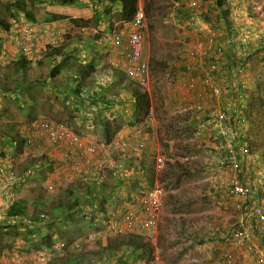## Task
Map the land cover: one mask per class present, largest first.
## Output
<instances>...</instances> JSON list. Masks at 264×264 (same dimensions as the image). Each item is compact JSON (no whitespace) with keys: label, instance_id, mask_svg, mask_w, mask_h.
Instances as JSON below:
<instances>
[{"label":"rangeland","instance_id":"1","mask_svg":"<svg viewBox=\"0 0 264 264\" xmlns=\"http://www.w3.org/2000/svg\"><path fill=\"white\" fill-rule=\"evenodd\" d=\"M175 1L147 0V5L142 6L145 12L143 46L144 52L149 57L151 75V81L146 88L151 94L154 118L151 125L148 126L146 149L136 153L133 158L136 160L140 157L145 158L150 166L155 167L154 183L150 184L147 180V174L152 173V169H149L148 173H142L135 171V168V170L133 169L134 173H130L126 170L128 165H124L119 172H117L119 167L113 172L112 169L115 168L112 161H115L109 160L107 155L114 152L110 157H118L121 150L107 151L104 156H102L103 154L99 156L94 163H77V159L71 157L69 160L64 159L63 155L67 152L61 148V145H49L36 141L37 143L33 147L21 152L20 156H17L18 158L13 161V165L19 172L38 164L43 165L24 183V186H20L15 191L14 200L20 199L25 202L27 217L30 219L40 214L41 210L51 218L53 209L60 204L66 206L72 201L74 203L84 202L89 186L91 189L97 190L102 181H105L106 184H114L117 182L115 174L125 177V181L120 182L122 185H116L115 189L111 190L109 187L105 191L99 192L98 197L103 199V204L95 202L91 205V202L86 201L81 205L86 212L93 213L98 219L95 226L84 219L82 208L80 212L71 213L66 218L56 220L52 224H39L35 227L18 222L0 226L1 255L11 256L13 252L17 255L24 253L18 256L23 260H31L34 262L32 264H41L45 261L41 251L36 254L31 252L30 248L48 240L51 241V246L80 241L79 247L68 249L71 256H79L89 249H96L106 243L109 235L104 232V237L98 241H88L87 235L92 231L103 229L105 231L104 221L107 220L106 216L109 213L121 215L134 201L142 197L148 187L160 184L164 187L165 194L158 227L155 229L156 231L142 233L145 240L152 241L154 254L159 255L160 264H257V254L251 251L249 246L264 250V243L255 228L257 224L254 222V218L257 216V210L253 209L254 199L251 195L240 197L230 195L225 190L215 189L216 179H219L220 176L225 182V185L221 184L224 187L239 177L236 175L237 171L226 172L219 163H211L213 167L208 165L214 160V156H217L209 146L214 141L212 136L218 138L219 133L211 134L212 129L209 130L206 127L209 126L208 124L199 128L190 124L178 125V121L187 118V113H189L185 110L181 111L184 106H180V103L185 99L182 97L190 96L191 91L189 93L186 88H179L174 81L176 79L174 75L179 73L177 71L179 66L188 60V52L192 43L200 37L199 33L196 34L186 26V18L190 19L188 15L191 12L185 8V0L178 1V4H175ZM213 2L215 0L201 2L198 12L205 19L203 22L206 24L200 25L202 27L199 29L201 33H206L209 27L222 28L225 26V29L233 32L234 29L242 27L249 33L251 40L248 50L242 58H235L233 66H239L237 68L241 69L238 71L240 77H242L241 75L245 76L242 78L246 84H249V87L251 86L249 91L253 93L258 82L264 84V44L258 41L257 35H255V31L264 29V16L262 18L253 16L255 21L249 22L247 20L249 11L244 5L239 15L240 23L236 27L229 21L227 23L221 21L222 18L218 17L215 12L216 3L214 5ZM4 3L3 0H0V18L5 20L9 26L3 37H9L11 33L9 29L20 28L21 18L22 22H28L25 21V16L21 12L16 13V17H10V11L7 4L4 5ZM28 4V10L35 18V24L30 25L31 21L28 23L33 30V36H30L29 40L34 41V45L40 43L35 55V57H39V61L32 63L30 72L29 66L20 71L14 65L13 58L1 68L0 94H5L0 96V136L15 137L18 135L21 138L28 128L29 131L33 128L32 133H35L37 123L40 120H47L63 123L73 133L93 138L96 141L95 144L101 145L105 122L101 118L103 114L101 108L98 111L94 108L88 109L85 115H82L83 104L77 103L74 97L78 98V96L71 93L68 78L79 74L81 65L76 63L79 59L74 58L75 63L72 64V68L70 66L72 72L67 73L65 69L67 64L63 65L62 79L53 81L48 77V73L52 66L50 58L55 55L56 49L42 50L44 43L41 42H48L53 33H60L63 39L62 44L73 43L83 48L87 55H98L97 58H101L103 62V70H107L108 74L111 65L107 58L115 53L111 50L112 42L110 38L106 37L109 32L107 33L105 29H108V26H111L117 19L113 14H104L103 7L98 10L96 5L89 3L77 6L76 4L62 5L57 0H34L33 3ZM115 4H119V2ZM82 9L86 13L89 12L88 17H76ZM243 12L245 15H242ZM51 14L62 15L65 19L46 22L45 19H48ZM97 17L98 21L96 22ZM67 18L76 19L77 22L72 24ZM104 19L107 20L104 21ZM218 19H221V24H217ZM103 21L106 22L105 25ZM194 21L196 24V19ZM96 26L104 27V29L100 28V31H97ZM93 28L97 32L94 33ZM205 35L203 34L201 38H206ZM1 43H5L4 38L0 39ZM93 43H98L97 48H94ZM58 49L60 53L66 54L65 46ZM234 51L238 52V49ZM45 53L47 57L43 56ZM228 53L229 57L233 58L231 52L228 51ZM111 59L113 60V58ZM206 59L205 56L202 58L203 64ZM223 67L224 70H227L224 64ZM196 69L198 70V68ZM118 76L119 74L114 78L109 76L108 80L105 79L100 84H96L95 79L92 78L86 80L85 85L91 90L96 89V92L100 87V99L106 98L107 94L119 97L122 89L118 84L122 85L123 83L119 81ZM181 79L182 77L179 80L181 81ZM105 85L109 87L105 88ZM102 88L104 89L101 90ZM130 98L132 99L131 93ZM20 99L22 105H20ZM207 99L212 101L216 97ZM173 106L177 108L174 113H172ZM130 108L129 116H132L134 108L132 100ZM88 118H94V125L89 124ZM113 122L115 128L121 122L127 124L125 127L121 126L120 129L116 128L117 131H115L113 139H125L130 142L134 140V138L131 139L132 134L136 135V126L145 124L144 120L139 124L132 125L126 120L123 121L122 118H116ZM127 129L129 131H126ZM261 139L264 140V129ZM263 150L264 144L257 151L258 154ZM254 153L256 151L251 155ZM159 155L164 156L162 167H158L157 157ZM249 157L250 155H247L246 158ZM14 158L10 157L7 161ZM225 176L227 178L224 179ZM49 185L54 186L55 189L48 190ZM210 185L214 190L210 191ZM69 190L73 191L72 195L68 194ZM33 201L42 203V205L38 203L36 205V203H32ZM132 209L139 210L136 205ZM83 223H86L85 229H82ZM241 223L252 232L251 242L242 241L237 246L228 249L224 235L225 229H231ZM42 240L45 241L42 242ZM54 257L56 258V256ZM226 258L230 259V262L225 261ZM54 262L61 264L62 261L59 262L56 259Z\"/></svg>","mask_w":264,"mask_h":264},{"label":"built area","instance_id":"2","mask_svg":"<svg viewBox=\"0 0 264 264\" xmlns=\"http://www.w3.org/2000/svg\"><path fill=\"white\" fill-rule=\"evenodd\" d=\"M197 0H190L187 4L188 8L196 9L198 8ZM248 8L249 13H247V20L249 22L255 21L253 16H258L262 18L264 16V0H242L238 2L237 0L228 1V12L231 21L234 24L240 23L239 15L243 6ZM194 18L190 16L189 26L195 27ZM145 12L144 9L138 5V8L129 22L116 21L112 23L111 30L107 35V38L111 39L112 50L115 51L118 56L117 60H110L111 69H121L125 72L127 77L137 84L145 87L149 85L151 81L150 75V64L149 60L146 58L143 46V28H144ZM20 28L10 30L11 33L9 37H3L6 31H0V39L4 38L5 43H1L0 46V70L7 64V62L13 58L17 60L18 56L25 58L26 60H31L36 62L39 57H35L36 53L31 50L34 47L33 41L29 40L30 36H33L32 26L28 23L22 22L20 19ZM219 27H209L205 37L197 38L189 48L188 59L191 62L186 64L188 72L193 74L195 71V65L198 64L200 58L207 57V65L204 68V73L202 77L203 85L211 92L212 96L220 97L224 92V87L219 83L218 77L224 73L223 61L224 54L223 51L227 44H231L232 47L235 44H239L243 47H248L250 43L249 33L246 32L242 27H239L236 33H233L229 38V42L220 39ZM258 41H264V29H260L257 33ZM61 34L53 33L49 38V43L57 47L60 44ZM3 42V41H2ZM236 49L238 46H234ZM3 49V50H1ZM14 53V54H13ZM239 54L242 57V52ZM239 70H235L232 74V82L234 85H240L238 99L247 103L250 100V92L248 88L241 85ZM112 72V71H110ZM238 88V89H239ZM1 91V90H0ZM1 93L0 96H3ZM244 105V104H243ZM196 110H202L203 105L198 103L193 105ZM186 108V107H185ZM188 109V108H186ZM228 117L227 109H220L218 113V121L222 125L225 123ZM153 109L150 111L148 117L145 120L144 126L136 127V133L139 138L134 140L133 143L126 140L113 139L109 143H104L101 145L86 142L81 135L78 133H73L67 128L63 123L51 122L47 120H40L35 129V133H32V129L26 130L24 136H21L23 141L19 145L18 137L0 136V226L10 223H18L20 220L9 219L7 216L8 207L15 202V191L26 183L30 177L35 174L38 170L37 165L29 169L19 172L17 167L13 165V161L20 156L21 152L29 150L37 142L47 143L49 145H61L67 153H65L64 159L69 160V158L77 159V163H94L98 160L99 156L107 151H123L130 150L133 153H139L144 150L148 141L147 128L153 122ZM89 123L94 125L93 118H89ZM240 127H248L250 124L245 118H241L239 124ZM238 126V127H239ZM37 141V142H36ZM234 140V135H230L228 138L224 137L221 143V148H223L226 154L222 155L220 164L226 167V172L237 171L240 166L239 160L237 158V145ZM22 149V151H20ZM18 156V157H17ZM15 157L14 159L8 158ZM158 167H162L164 162V156L159 155L158 157ZM253 186V185H252ZM248 186L242 183L239 179L232 180V182L227 184V189L230 195L247 197L253 193H256L258 185L254 184ZM48 190L55 189L54 186L49 185ZM165 194L164 187L160 184H155L148 187L141 198L134 201L128 208H126L121 215L118 213L111 212L109 218L104 221L105 231L97 230L92 231L86 237L88 241H98L101 240L104 232L108 235H121L128 232H134L141 234L143 232L156 231L161 209L163 206V197ZM137 206L138 211L132 209L133 206ZM259 221L258 235L264 239V206L259 210ZM252 232L247 230L244 224H238L231 229L225 230L226 243L230 246H237L239 242H251ZM80 241L73 242L68 249H76L79 247ZM65 244L54 245L49 249V254L52 256H62L65 253ZM250 250L257 254V264H264V250H259L257 247L250 245ZM19 253V252H18ZM36 253V252H34ZM20 255L24 253H19ZM18 254V255H19ZM38 254V253H36ZM42 258H44V252H41ZM17 253L7 256L3 254L0 256V264H32L29 260H23ZM40 258V257H39ZM41 258V260H42ZM227 262L230 259L226 258ZM160 257L157 254L153 255V258L148 262H142L141 264H160Z\"/></svg>","mask_w":264,"mask_h":264},{"label":"trees","instance_id":"3","mask_svg":"<svg viewBox=\"0 0 264 264\" xmlns=\"http://www.w3.org/2000/svg\"><path fill=\"white\" fill-rule=\"evenodd\" d=\"M5 3L4 5L7 4V8L10 11L9 16L10 17H16V13L18 14L19 12L23 13L25 16V21L29 24H35V18L31 14V12L28 10V3H33L34 0H3ZM78 0H57L59 4L65 5V4H75ZM94 1V4L101 5L103 8L106 7L109 4H115L116 2H119L121 5L120 11L114 15V17L118 21L122 22H129L133 15L135 14L137 8H138V2L139 0H92ZM226 1L230 0H215L216 6L221 8L220 16L223 20V23H227L228 21L230 22L229 18V12L228 8L225 7ZM28 2V3H27ZM224 6V7H223ZM16 10V12H15ZM105 10V9H104ZM104 14H110V10H105ZM48 19H45L46 22H55L61 19H65L64 16L62 15H56V14H51L48 16ZM68 21L72 24L76 23V19L72 18H67ZM221 20V21H222ZM98 21V17L96 19V22ZM225 21V22H224ZM8 24L5 22V20L0 18V28L3 30L0 31H5L8 28ZM111 28V26H109ZM108 28V29H109ZM45 45L41 48L43 49H49L53 48L55 50V55L53 56L54 58L50 60L51 63V68H49V73L48 77L54 81V79L61 74L62 72V66L67 64L66 62L63 63L65 60H60L59 58H56L60 55V50L58 49L59 46L55 47L49 42H45ZM1 47V46H0ZM33 53H37L36 51H33ZM234 53V58H237L239 52ZM224 57L225 54L229 56V53L226 52V50L223 51ZM47 54L45 53L43 56H46ZM42 59V58H41ZM39 61V60H38ZM31 60H26L25 58L18 56L17 60H15L14 65L17 66V68L22 71L25 70L27 66H29V72L31 71V66H32ZM98 62L95 60H92L85 65L83 64L82 67L79 70L78 75H73L72 77L68 78V81L73 85L71 87V93L74 94L75 96H81L82 98H86L87 100H90L92 97L97 95V92L95 91L96 89H89L85 85V81L87 78H89L97 69L98 67ZM69 68V67H68ZM119 73V81L123 83L122 90H126L131 93L133 102H134V108H133V115L130 116L128 119H125L126 121L130 122L129 124L136 125L148 117L150 111L152 110V99H151V94L149 90L145 87H142L141 85L137 84L135 81L129 79L125 72L123 70L118 71ZM256 90L252 93L251 95V102L249 106L247 107L248 109L244 110V112L241 114V118H246L250 123H251V128L248 132L247 136V141L245 144H240L239 140V146L237 147V158L238 160H243L239 166V169L237 170V175L239 176V180L242 183H245L246 185L254 186V183L256 181V177L254 174L250 173V165L247 167L245 166V158L247 155H251L253 152H257L261 146L264 144V140L261 139L262 132L264 129V84L262 82H258L256 84ZM15 95V94H14ZM18 95V94H17ZM22 105V100L20 99ZM92 100H90L91 103ZM95 102V101H93ZM92 104V103H91ZM94 104V103H93ZM26 109V107H25ZM94 119V118H93ZM114 119H108L105 120L103 124V137L105 140V143H109L112 141L114 138V133L117 131V129H120L121 126L127 125L125 122L119 123V125L115 128L113 125ZM123 120V121H124ZM18 137V135H15V137ZM16 137V138H17ZM237 137V135H236ZM23 141L22 138L18 137V142L19 145H21V142ZM22 151V149H20ZM225 150L223 151V154H225ZM228 152H226L227 154ZM261 154L262 161L264 162V150ZM130 158V157H128ZM124 165H128L127 169H134L136 168L135 171L137 172H142V173H148L149 169H152V173L147 174V180L150 182V184H153L155 181V167H152L149 165L148 161L145 158H139L136 160L135 158H130V161L127 159L126 162L123 163ZM43 165H38L37 167L40 168ZM114 167V166H113ZM52 168V167H50ZM115 169H112L113 172H115ZM122 168L119 167L117 169V172L121 170ZM116 172V173H117ZM120 174V173H119ZM116 175L117 182L116 183H110L106 184L105 181L101 182V186L97 190L91 189L89 186L88 190L86 191V195L84 202L80 203H74L73 201L70 204H67L66 206L63 204H60L57 206V208L53 209L52 212V217L50 218L43 210H41L40 214L36 215V217L30 219V217H27V212H26V206L25 202L23 200H16L13 202L7 210V216L9 219H16L18 218L20 220V224H29V226H37L39 224H52L56 222V220H61L62 218H66L67 216L71 215V213H76L80 212L81 210V205L85 203L86 201L91 202V205H93L95 202L96 204H103V199H100L99 192L105 191V189H110L116 188V185L122 184L120 182L125 181V177H121L120 175ZM115 179V178H114ZM259 184V183H258ZM25 184H23L24 186ZM252 186V188H253ZM226 192L229 194V191L226 190ZM68 194H73L72 190L68 191ZM252 197V196H251ZM32 203H39V202H32ZM254 203V201H253ZM79 208V209H78ZM256 211V207H253ZM43 211V212H42ZM82 216L84 219L88 221V223L92 224V226H95V222L98 223V219L95 218L93 213L91 212H86L85 208H82ZM86 212V213H85ZM110 214V213H109ZM106 216V218H109ZM86 223L82 224V229H85L84 226ZM93 228V227H92ZM29 232L31 230L29 229ZM34 232V231H32ZM45 240H42L44 242ZM264 243V239H262ZM73 242H68L65 244V253L62 256L59 257H54L51 254H49V249L52 248V243L50 240L45 241L43 244L40 245H33L30 250L31 252H44L45 256L44 259L45 261L42 262L41 264H55L54 260L57 259V261H62L61 264H141L142 262H148L153 258L154 251H153V246H152V241H147L144 239L143 235L134 233V232H128L125 234L121 235H109L107 238V241L104 245H100L96 249H89L87 252H83L82 255H74L71 256L69 255L70 252L68 251V247L72 244ZM1 256V253H0ZM80 261V262H79ZM79 262V263H78Z\"/></svg>","mask_w":264,"mask_h":264},{"label":"crops","instance_id":"4","mask_svg":"<svg viewBox=\"0 0 264 264\" xmlns=\"http://www.w3.org/2000/svg\"><path fill=\"white\" fill-rule=\"evenodd\" d=\"M178 1H180V0H176L175 4H178ZM189 1L190 0H185V8L187 10H189V12H191V14L188 16H193L194 20L196 19V26L195 27L189 26L188 25L189 20L187 18H186V26L189 29H191V31H195L196 34L199 33V37L201 38L202 35L206 34V33L205 32L201 33L199 28L202 27L200 25H202V24L205 25L206 23H204L205 19L199 15L200 13L198 12V9L201 5V2H204V0H197L199 3L198 4L199 7L196 9L188 8L187 4ZM237 1L241 2L242 0H237ZM93 2L94 1H92V0H78L75 4L77 6H83L84 4H87V3L93 5L95 3V2L94 3ZM227 2L228 1H226V3ZM146 3H147V0H142V1L139 0V2H138V4L141 7L146 6L147 5ZM215 3L216 2H213L214 5H215ZM94 5L97 6L98 10H100V8L102 7L101 5H97V4H94ZM104 9L110 10V14H113V16H114L120 11L121 5H120V3L119 4H109L106 7H104ZM216 9H217V11H216ZM216 9H215L216 14L218 15V17H221V16H219L220 12H221V8L216 6ZM243 13H242V15H245V12H243ZM79 16L88 17L89 12L86 13V11L82 9L81 12H79V14H77L76 17H79ZM114 18H112V19H114ZM106 20L107 19H104V21H106ZM108 20H110V19H108ZM220 20L221 19H218L217 24H221ZM105 23L106 22H104V25H105ZM107 24H108V22H107ZM96 27H97V31H100V28L104 29V27H101V26H96ZM108 28H109V26H108ZM109 30H110V28L105 29V31H107V33L109 32ZM92 31L94 33L97 32L96 29H94V28L92 29ZM236 31L237 30L234 29V31L232 33H230L231 32L230 30H227V29H225V26L224 27L222 26V28L220 27V29H219L218 35H220V39H223L224 41H226L233 33H236ZM258 32H260V31H255V35H257ZM97 38H98V36H97ZM62 42H63V39L60 43L59 48L61 49L63 46H65L66 54L64 55L63 52H61L60 55L56 58H59L60 60L67 59V61H63V63H65V62L67 63V66L65 67L67 73L72 72V70H70V66L72 68V66H73L72 64L75 63L74 58L79 59V61L76 60V61H78L76 63H79L81 65V67L83 64L85 65L86 63H88L92 60H95L98 62L97 63L98 67H97L96 71L91 75V77L87 78V80L94 78L95 79L94 81L96 82V84L97 83L100 84L105 79L108 80V78H109L108 76H110V75L107 74V70H103V62L101 61V58H97L98 55H96V54H92V56L87 55V53L84 52L83 48H81L79 45H76L73 43L72 44H69V43L62 44ZM262 42L264 44V41H262ZM41 43H45V42H41ZM33 44H34V41H33ZM93 44H94V48L96 47V45H98V43H93ZM39 45H40V43H39ZM39 45H34V47L32 48L31 51L32 52L37 51V48ZM241 49H242V47H241ZM111 50H112V47H111ZM227 50L231 52V55L234 58V53H233L234 50L231 49L230 46H228ZM227 50H226V52H228ZM113 52L115 53V51H113ZM145 55H146V53H145ZM240 55L241 54H238V58H240ZM53 58L54 57L52 56L50 58V60H52ZM111 58H113L114 60H117L118 56L116 55V53L113 55L111 54L110 58L108 57L107 59L111 60ZM146 58L149 60L148 55H146ZM202 58H204V57H202ZM202 58H200L197 66H196V68H198V70L196 69L193 72V74H190V72H188V70H187L186 64L188 62H191V60L188 59L187 60L188 62L187 61L185 63L183 62L182 65L179 66V69L177 70V71H179V73H176L174 75L176 78L174 81L176 82V84L178 85L179 88L180 87H182L181 89L186 88L189 93L191 91L190 96L182 97L185 99H184V101H182L180 103V106H184L183 109L181 108V111L185 110L189 113H187V118H185L182 121H178V125L181 126L183 124H185V125L190 124V125H193V126H196L199 128L205 124H208L209 126H206V127L209 130L212 129L211 134L219 133L218 138H217V136H214V135L212 136V140H214V141H213L212 145H209V146H211V149L213 150V152H215L217 155V156H214V160H216V161L213 160V161L209 162V164H208L209 166L213 167L211 165V163H215V164L219 163L220 164V162H221V158H222L223 151H224V149L221 148V143L224 140V137L228 138L230 135H234V140L237 143L236 144L237 147L239 146V143L245 144V142L247 141V136L249 135L248 134L249 127H247V126L246 127H240L238 124L241 120V114L244 112V110L246 112V110L248 108H247V105H243V104H246L245 102L240 101L238 99L239 91L241 90V88H239L240 85L238 84L237 86H232V85H234V83L232 82V79H233L232 74H233L234 68H235L233 66V63H235L236 59H233L231 56L229 57L226 54H225L223 64L225 65V68L227 70H225L224 73L222 75H219V77H218L219 83L224 87V92L220 97H216V99H212V101H208L207 98H210L213 96H212L211 92L207 89V87L203 85V82H202L204 68L207 65V63H206L207 61H205L203 64ZM110 71H111V68H110ZM117 71L118 70H116L114 72L113 76H111V77H113V78L116 77V75L119 74V73H116ZM61 74H64V72L62 71ZM61 74L58 75L55 78V80L60 81V79H62ZM105 75H106V77H105ZM241 76L245 77L244 75H241ZM181 77H182V79L180 81L179 79ZM242 77H240V80L242 79L240 84L244 85L246 88L248 87V89L250 90L251 86L249 87V84H246V82L243 80ZM57 83H60V82H57ZM69 85L71 87H73V85L70 82H69ZM118 85H120V88H122V86H123V84L122 85L118 84ZM108 87H109L108 85H105V88H108ZM99 88L97 89V95L90 99V100H92L91 101L92 104L90 103V100H87L86 98H82L81 96H78V98L74 97L75 101L77 100V103L80 102L83 104V107H81V109L84 112H82L81 114L85 115V112L88 109L94 108L96 111H98V109L101 108V111L103 112V114L101 116L102 119L108 120V119H114V118H117V119L122 118V120H124L125 117H126V119H128L130 117L129 115H130V109H131L130 108L131 107V100L133 102V99H131V98L129 99L130 93L124 89L119 93V95H120L119 97L111 96V95L107 94L106 98L100 99L99 95L101 92H100ZM103 89L104 88H102L101 90H103ZM93 101H95V102H93ZM198 103L203 105L202 112L196 110L195 107L193 106V105H196ZM239 103H241L242 105H240ZM185 106L188 107V109H186ZM220 109H227L228 110V117L226 118L225 123H222V125L218 121V113H219ZM176 110H177L176 106L175 107L173 106L172 113H174ZM81 119H82V117H81ZM124 127H125V125H124ZM126 131H129V129H127ZM132 131H133V129H132ZM97 133H100V132H97ZM132 135H133V137L131 139L134 138V140H137L139 138L137 133H136V135L134 133ZM236 135H237V137H236ZM100 136H101V134H100ZM82 138L86 142H90L92 144L96 142L95 140H93V138H90V137H84L83 136ZM101 139L103 140L102 144H104L105 142H104L103 136L101 137ZM123 140H125V139H123ZM238 140H239V143H238ZM133 141H131V142L133 143ZM113 153L114 152H111L107 156L109 157V160H114L116 162V164H115V162L112 161L113 166L116 168H118V167L122 168L123 163L126 162L127 159L130 161V158H133L136 155L135 153L131 152L128 149L124 150V151H120V155L118 157H110V155ZM102 156H104V154ZM128 157H130V158H128ZM244 160H245V162H244L245 166L247 167L248 165H250V167H251L249 169L250 173L254 174V176L256 177V181L254 184L258 185L256 193L251 194L252 198L254 199L253 200L254 201L253 207H256V210H257V213H256L257 216L254 218V222L257 224L255 228H256V231L258 232L259 221L261 219L259 217V210L264 206V162L262 161L261 154H258V152L254 153L253 155H250L249 158H245ZM109 162H111V161H109ZM241 162H243V160H241ZM241 162L239 160L240 165H243V164H241ZM222 168H225L224 170H226V167L222 166ZM126 170L129 171L130 173H134L133 169H127L126 168ZM225 178H227V177L225 176L224 179ZM216 181L217 182L215 184V189H220L221 191L222 190L226 191L227 185H226V187H224L223 185L221 186V184L225 185V182L222 179V176H220L219 179H216ZM221 181H223V182L221 183ZM213 185H214V183H213ZM211 187L212 186L210 185L209 186L210 191L214 190V188H211ZM223 195L224 194L222 193V196ZM224 235H225V232H224ZM227 246H228V249H230V246L229 245H227ZM240 258H241V256H240Z\"/></svg>","mask_w":264,"mask_h":264},{"label":"clouds","instance_id":"5","mask_svg":"<svg viewBox=\"0 0 264 264\" xmlns=\"http://www.w3.org/2000/svg\"><path fill=\"white\" fill-rule=\"evenodd\" d=\"M228 3V2H227ZM227 3H225V7H227L228 8V6H227ZM139 5V4H138ZM193 17V16H192ZM188 18H190V16H188ZM229 20H230V24H232L233 26H234V23L231 21V18H230V16H229V18H228ZM222 22H223V20H222ZM225 22V21H224ZM239 24V23H238ZM238 24H235V26L236 27H238ZM111 27H112V25H111ZM216 27V26H215ZM218 27V26H217ZM110 30H111V28H110ZM110 30H109V32H110ZM237 30V29H236ZM230 33H232V31L230 32ZM108 35V34H107ZM107 35H106V37H107ZM232 36V35H231ZM229 39L230 38H228L227 40H226V42H229ZM223 40V39H222ZM61 41H62V35H61V40H60V43H61ZM262 42V41H261ZM59 46H60V44H59ZM227 46V48H228V46H230L231 47V49H233V50H235L236 48L234 47V46H238V52L240 53V52H242V54H244L245 52H246V50H248L246 47H243V46H240L239 44H235L233 47H232V45L230 44H227L226 45ZM249 46V45H248ZM241 47H242V49H241ZM225 50H226V48H225ZM238 56V55H237ZM243 56V55H242ZM225 58V57H224ZM240 58H242V57H240ZM112 60V59H111ZM114 60V59H113ZM207 61V60H206ZM32 62V61H31ZM33 63H35V62H33ZM207 63V62H206ZM195 67V66H194ZM237 67H239V66H236L235 68H237ZM242 68V67H241ZM117 70V69H116ZM115 69L114 70H112L111 69V71H113V72H108V75H110V76H112L113 74H114V72L116 71ZM119 70V69H118ZM195 70H196V67H195ZM235 70H239V71H241V69H239V68H237V69H234V71ZM109 71H110V69H109ZM120 71H121V69H120ZM109 77V76H108ZM248 88V87H247ZM248 91H249V89H248ZM250 92V95H252V92L251 91H249ZM5 94V93H4ZM241 101V100H240ZM250 102H251V96H250V100L246 103V104H244V105H247V107L249 106V104H250ZM240 105H242L241 103H239ZM153 109V108H152ZM203 110V109H202ZM202 110H198V111H200V112H202ZM241 110V109H240ZM246 119V118H245ZM94 120V119H93ZM247 120V119H246ZM248 121V120H247ZM88 122H89V118H88ZM249 122V121H248ZM90 124V123H89ZM249 130H250V128H251V123L249 122ZM144 126V125H143ZM142 126V127H143ZM136 127H138V126H136ZM147 130H148V128H147ZM12 137H14V136H12ZM113 140V139H112ZM121 140H123V139H121ZM127 141V140H126ZM148 142V141H147ZM146 147H147V145H146ZM146 149V148H145ZM144 149V150H145ZM144 150H141V151H144ZM124 151V150H123ZM38 166V165H37ZM39 169V168H38ZM82 238V237H81ZM74 242V241H73Z\"/></svg>","mask_w":264,"mask_h":264}]
</instances>
